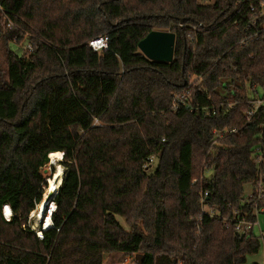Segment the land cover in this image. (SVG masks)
<instances>
[{
  "label": "trees",
  "instance_id": "16d2710c",
  "mask_svg": "<svg viewBox=\"0 0 264 264\" xmlns=\"http://www.w3.org/2000/svg\"><path fill=\"white\" fill-rule=\"evenodd\" d=\"M0 1L23 28L3 39L0 264H103L111 253L142 255V264H248L264 251V235L234 228L240 216L257 222L242 202L246 186L256 192L264 181L252 158L258 123L243 118L249 87L264 89V41L240 44L256 0ZM34 29L42 39L29 57L11 48ZM160 30L176 35L172 63L138 48ZM101 37L102 54L89 46ZM232 129L213 145L214 131ZM51 153L64 154L67 173L53 228L39 239L27 223ZM202 192L220 218L203 214Z\"/></svg>",
  "mask_w": 264,
  "mask_h": 264
},
{
  "label": "built area",
  "instance_id": "2783aa9c",
  "mask_svg": "<svg viewBox=\"0 0 264 264\" xmlns=\"http://www.w3.org/2000/svg\"><path fill=\"white\" fill-rule=\"evenodd\" d=\"M204 4H209L210 0H200ZM245 1L239 2L238 7L241 8L244 5ZM247 17L244 19V25L242 27V40L241 46L247 47L250 44L264 41V0H256L255 3H251L248 5L246 9ZM0 15L3 16L6 20L7 26L9 29H13V22L9 19L5 7L0 1ZM28 50L30 53L34 51V44L28 43ZM109 39L107 37H101L95 40H92L89 43L90 48L96 52L102 54L103 52L108 50ZM259 90H262L263 95H259ZM249 96L247 100V110L244 113V121L246 125H252L254 123H258L259 129V141L254 148V152L252 154V158L255 164L261 168L262 164H264V89L258 86L249 87ZM188 94V93H187ZM185 105V95L181 97H177L174 104V110L180 109ZM228 108H232L234 106V102L232 99L229 100L227 104ZM237 129H232L229 131H225L224 133H219L214 131L215 135L213 145H218L219 141L229 134H237ZM155 163V158L151 157L146 161V165L144 169H149ZM204 176L205 173H204ZM203 180V178H202ZM197 183V181L193 182V184ZM207 192H202L200 194V203L202 205L203 214L208 215L211 219L220 218V214L212 210L206 203L208 198ZM243 206L248 205L253 207V216L257 218V222H252L248 220L246 217H238L234 221L235 232L239 235H246L250 232L256 230L259 227V216L264 215V181L258 185L257 191L254 192L252 190L247 196H244V200L242 202ZM54 205V203H53ZM56 210V209H55ZM55 210L52 212H55ZM51 210L48 212L50 213ZM51 215V219H52ZM37 236L38 233L33 231ZM261 236H263L261 234ZM39 239H43L42 237H38Z\"/></svg>",
  "mask_w": 264,
  "mask_h": 264
},
{
  "label": "rangeland",
  "instance_id": "374dc122",
  "mask_svg": "<svg viewBox=\"0 0 264 264\" xmlns=\"http://www.w3.org/2000/svg\"><path fill=\"white\" fill-rule=\"evenodd\" d=\"M209 3L212 4L213 0H210ZM13 23H14L13 29H9L7 26L5 18L0 15V78H2V79H5V71L7 69V48L5 46L3 39L8 33H11L13 31H22V29H23L21 26L17 25L15 22H13ZM36 31L34 29V31H32V32H28L26 34L22 33L21 35L23 36V39L21 41H19L16 45L12 44L11 48L18 49L19 53L21 52L22 55L29 57L32 53H30V51L27 48L29 45L28 43L39 44L41 42V39H42V37H40V35L37 33L38 31L37 32ZM160 31L169 32L168 30H160ZM259 95L260 96L263 95L262 90H259ZM62 162H63V160L58 161L54 165H51V161L49 160L47 167L43 171V175H44V177H46V181L50 180L51 175L56 172L55 169H57V166L62 167V169L64 171V175L66 176L67 170L62 165ZM156 168H157V164L153 165L151 173H153L156 170ZM212 174H213L212 172H206L205 173V175L207 177H211ZM65 176H64V179H65ZM46 188H47V186H46ZM45 190H44V193H45ZM249 192H250V189L248 186H246L245 187V196H247L249 194ZM53 201H51V203L48 205V211L51 210V206L53 205ZM55 208H56V206H55ZM47 213L49 214V212H47ZM3 216L7 221L11 220L4 215V212H3ZM119 221L126 229H129V227L126 225V223L123 219L119 218ZM27 225L30 227V229L32 231H35V232L40 231V229H41V225L37 223L36 218L32 216V213L30 214V216L28 218ZM255 232H257L258 234L264 235V215L259 216V227L256 228ZM37 237H39V236H37ZM137 256H139V255L128 256V255H124L121 253H111V254H107L104 256L103 264H138L139 261L137 259ZM140 256H142V255H140ZM142 260H143V256H142ZM248 264H264V251L263 250L260 251V253L258 255L249 256L248 257Z\"/></svg>",
  "mask_w": 264,
  "mask_h": 264
},
{
  "label": "water",
  "instance_id": "95a60500",
  "mask_svg": "<svg viewBox=\"0 0 264 264\" xmlns=\"http://www.w3.org/2000/svg\"><path fill=\"white\" fill-rule=\"evenodd\" d=\"M175 42L176 35L174 33L170 31H153L139 43L138 48L140 52L152 62L172 63L174 61ZM53 175L54 174L51 175V178ZM46 183L48 187V181H46ZM60 188L51 197L50 202L58 195ZM46 212H48V208ZM45 232L46 231H42V235ZM137 259L139 261L138 264H142V256H137Z\"/></svg>",
  "mask_w": 264,
  "mask_h": 264
},
{
  "label": "bare ground",
  "instance_id": "6f19581e",
  "mask_svg": "<svg viewBox=\"0 0 264 264\" xmlns=\"http://www.w3.org/2000/svg\"><path fill=\"white\" fill-rule=\"evenodd\" d=\"M51 161V165L56 164L58 161L63 160V153H51L48 156ZM53 177L48 180V187L44 193L43 200L37 205V208L32 212V216L36 218L38 224L41 225V229L38 232L39 237H42V231H48L53 228V223L51 219L52 212L56 209L54 205L51 206V212L48 214L46 212L48 205L51 203V197L56 193V191L61 187L64 181V171L61 166H57L55 169ZM4 215L11 219L12 212L9 206H4ZM39 230V229H38Z\"/></svg>",
  "mask_w": 264,
  "mask_h": 264
},
{
  "label": "crops",
  "instance_id": "0c3cea01",
  "mask_svg": "<svg viewBox=\"0 0 264 264\" xmlns=\"http://www.w3.org/2000/svg\"><path fill=\"white\" fill-rule=\"evenodd\" d=\"M248 187H249V189H250V192L249 193H251L252 192V186L251 185H248ZM257 233V232H256ZM259 235H261V234H259Z\"/></svg>",
  "mask_w": 264,
  "mask_h": 264
}]
</instances>
